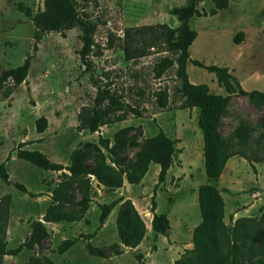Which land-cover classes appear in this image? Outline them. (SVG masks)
I'll return each instance as SVG.
<instances>
[{
    "label": "rangeland",
    "instance_id": "1",
    "mask_svg": "<svg viewBox=\"0 0 264 264\" xmlns=\"http://www.w3.org/2000/svg\"><path fill=\"white\" fill-rule=\"evenodd\" d=\"M71 1L79 16L95 26L87 68L79 55L80 28L63 34L46 33L33 49L34 27L17 5L33 15L42 10L43 0H0V74L20 66L31 56L25 80L19 86L7 81L0 90V164L10 179V184L0 181V227L6 249L26 242L36 222H41L47 231V238L39 246L4 256L1 264H43L44 258L52 264H173L178 259L188 264L193 258L191 234L200 223L197 188L204 184H211L220 192L224 205L222 221L228 229L240 218L248 219L247 231L264 228V102L251 100L247 94L227 95L217 86L213 74L192 63L227 68L244 92L264 95V0H227V9H217L212 0H204L197 3L198 15L189 21L196 38L188 48V81L205 86L211 94L227 97L218 134L231 157L216 181L204 175L198 109H178L181 102L175 90L179 81L174 67L158 75L162 60H173V54L154 47L146 57L125 61L120 50L126 28H176L178 19L170 11L184 7L187 0ZM238 34L241 37L235 43ZM96 86L104 93L116 94L139 115L128 113L117 122L119 113L113 112L93 134L78 129L77 114L82 108L96 109L106 103L95 101ZM160 103L165 108L161 109ZM39 117L47 121L42 133L35 130ZM159 130L178 141L163 183H157L159 168L154 164L148 166L137 185L125 183L114 191L89 176L90 202L80 221H42L47 208L54 205L50 199L52 190L65 179L62 174L68 173L45 171L17 159L18 147L39 151L64 167L69 165L70 155L78 153L84 165L92 169L97 154L87 144H95L106 164L112 165L110 161L117 158L127 165L134 162L143 142ZM99 140L106 142L108 148L115 140H122L124 146L111 157ZM14 183L24 186L26 193L16 189ZM67 197L59 212L77 210L82 192L73 184ZM119 200H129L140 216L146 230L143 239L134 249L120 245L119 255L108 251L104 257L88 254V242L102 250L119 244L115 218L121 202L97 228L98 206ZM152 200L154 212L168 219L164 236L151 231ZM88 234H93L89 240L81 238ZM72 238H77V242L64 254H57V245ZM235 244L239 261L264 264V243L241 239Z\"/></svg>",
    "mask_w": 264,
    "mask_h": 264
},
{
    "label": "trees",
    "instance_id": "2",
    "mask_svg": "<svg viewBox=\"0 0 264 264\" xmlns=\"http://www.w3.org/2000/svg\"><path fill=\"white\" fill-rule=\"evenodd\" d=\"M204 0H187L184 7L175 8L170 14L178 19L176 28H169L166 25L143 26L126 28L122 32L120 50L125 61H134L149 55V51L154 47H161L164 52L171 53L174 59L164 58L159 66L158 75L174 67L175 78L179 81L175 93L177 99L181 102L179 110L198 109L197 127L203 138L202 157L203 171L205 177L210 181H216L231 155L227 152L225 145L218 134L219 119L222 110L227 102V97L211 94L203 85H193L188 81L185 71L186 63L189 59L188 48L196 38V32L189 27V21L198 15L196 5ZM217 9H227V0H212ZM19 10L25 11L34 27L33 49L36 43L41 40L46 33L63 34L65 31L78 27L81 29L79 39L81 48L79 55L82 63L87 68L88 61L86 57L92 50L93 32L95 26L83 20L71 0H43V8L33 15L21 4L17 5ZM214 13L211 12V15ZM264 16V9L262 11ZM238 34L234 42L238 43ZM31 56L25 58L20 66L13 69L2 71L0 74V90L7 81H11L12 86H19L26 78L30 66ZM194 66L205 69L208 73L214 75L216 84L222 88L227 95L247 94L251 100L264 102V95L257 91L249 93L244 92L236 79L228 72L227 68L216 66H203L197 61H192ZM97 88L96 102L106 101L102 107L96 109L82 108L77 114L78 129L87 130L90 134L97 131L99 126L106 124L107 116L113 112H118L115 120L117 122L125 119L128 113L138 116V112L120 100L116 94H109L100 91ZM161 109L165 108L164 103H160ZM264 121V120H263ZM47 125L44 117H39L35 121V130L42 133ZM243 139V136L240 135ZM177 140L170 139L159 130L154 136L147 138L141 145L136 154L134 162L124 165L122 160L113 158L108 165L105 163V156L100 152L95 144H87L97 154V163L94 168L88 169L78 153H72L69 157V165L51 162L43 153L32 150H24L18 147L15 153L17 159L23 160L36 168L60 172L65 171L68 174H62L65 178L53 190L50 199L54 205L47 208L42 221L46 223H74L83 218L87 210L89 199V176H93L98 184L114 191L120 189L123 185V178L128 185H137L150 164L157 165V183H163L168 169L173 164V154L176 152ZM99 145L106 149L107 153L114 157L117 151L124 146L122 140H115L114 144L108 148L107 143L99 140ZM0 181L10 184V179L3 163L0 164ZM76 184L79 191L82 192V198L78 202V209L69 212H59L62 205L67 202V190ZM16 189L26 193L24 186L13 184ZM120 208L115 218L116 235L119 244H112L106 249H98L89 242L85 244L88 254L97 257H104L105 251L119 255L121 253L120 245L128 248H136L144 237L146 232L143 221L134 209L129 200L113 201L107 204H100L97 218L100 228L111 210L120 203ZM197 205L200 215V223L193 229L192 253L193 258L188 264H252L242 263L237 259L238 246L235 242L241 239H249L255 243H264V228H253L250 231L246 229L247 218H240L234 222L230 230L223 224V200L217 188L211 184L200 185L197 188ZM155 203L151 201L150 221L151 231L155 234L164 236L169 228V222L164 214L154 212ZM93 234L81 236V238L90 239ZM47 238V231L41 222H36L31 230L29 239L15 249H6L4 240V230L0 227V264L4 256H15L22 249L30 251L34 246H39ZM77 238L64 239L56 247V253L61 255L68 251L76 242ZM43 264H52L47 258H44ZM30 264H38L36 262ZM173 264H182L178 259ZM260 264V263H257Z\"/></svg>",
    "mask_w": 264,
    "mask_h": 264
},
{
    "label": "crops",
    "instance_id": "3",
    "mask_svg": "<svg viewBox=\"0 0 264 264\" xmlns=\"http://www.w3.org/2000/svg\"><path fill=\"white\" fill-rule=\"evenodd\" d=\"M261 93H262V92H261ZM125 183H126V182H125V181H123V185H125Z\"/></svg>",
    "mask_w": 264,
    "mask_h": 264
}]
</instances>
